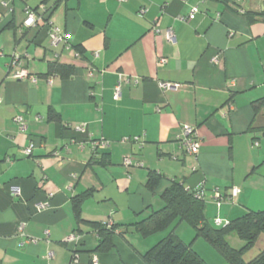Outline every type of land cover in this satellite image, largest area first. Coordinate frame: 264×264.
I'll use <instances>...</instances> for the list:
<instances>
[{"label": "crops", "instance_id": "0c3cea01", "mask_svg": "<svg viewBox=\"0 0 264 264\" xmlns=\"http://www.w3.org/2000/svg\"><path fill=\"white\" fill-rule=\"evenodd\" d=\"M53 27L68 39L54 42ZM15 52L30 77L11 76ZM262 97L264 0H0V264H145L171 234L211 264L185 221L144 233L136 223L173 181L202 195L213 225L263 209L264 116L252 106ZM184 125L200 138L195 156L179 143ZM87 138L110 146L94 153ZM99 224L112 230L104 249Z\"/></svg>", "mask_w": 264, "mask_h": 264}, {"label": "trees", "instance_id": "16d2710c", "mask_svg": "<svg viewBox=\"0 0 264 264\" xmlns=\"http://www.w3.org/2000/svg\"><path fill=\"white\" fill-rule=\"evenodd\" d=\"M61 65H50V72L62 73ZM255 114L264 116V97L252 103ZM264 134V125L256 127ZM159 181L156 171H149L146 186L153 190ZM199 193L185 189L173 181L162 194L164 206L159 211H153L147 218L136 223L142 232L156 230L167 226L172 220L178 219L188 223L195 232V236L202 237L213 246L228 262V264H264V246L254 256L246 259V255L264 238V208L247 211L239 217L230 220L225 225L216 226L206 218V203L199 198ZM79 197L74 198L76 209ZM98 232L101 242L99 249H104L112 230L99 224ZM235 234L243 244L239 248L232 247L227 239ZM106 244V245H105ZM145 264H207L189 244L182 242L173 234L161 239L144 255Z\"/></svg>", "mask_w": 264, "mask_h": 264}, {"label": "built area", "instance_id": "2783aa9c", "mask_svg": "<svg viewBox=\"0 0 264 264\" xmlns=\"http://www.w3.org/2000/svg\"><path fill=\"white\" fill-rule=\"evenodd\" d=\"M119 1H123V0H119ZM43 11V6L41 5L40 7ZM197 11V9L194 7L193 9H191L190 14L188 15V17L183 18L184 21L189 20L193 17L194 13ZM37 17H36V13H34V11H26V19L24 20V25L25 26H33L36 21H37ZM51 37L53 39L54 42H59L61 40L66 41L68 38L67 35L62 34L60 32V30L57 27H53L51 29ZM167 38L169 40L173 39V35L171 33L170 30L167 31ZM20 55L15 52L13 53L9 63H8V69L9 71H11V76L15 79H24V78H28L30 77L28 72L21 67L20 64V60H19ZM165 62V58H161L159 60V63L162 64ZM161 86L163 89H167V88H171V87H175V84H171V83H161ZM119 89H120V85L119 83H117L114 87V97L118 98L119 97ZM14 121L19 125V130L24 132L27 129V123L26 121L23 119V117L21 115H17L14 117ZM74 130L79 131V132H85V126L83 124L81 125H76L73 127ZM124 140H130L128 138H125ZM135 140H137V138H135ZM78 146L80 148H82L84 146V141H76ZM85 142H88L90 144V147L92 149V151L95 153L97 152V150L99 149H106L110 146V141L105 140V139H93V138H87ZM200 138L196 133V130L189 126V125H184L181 128V134L179 136V143L180 145L183 147V149L186 151V153L195 156L198 153L199 150V146H200ZM32 144L29 145L28 147L24 148L23 153L25 155H29L31 152V148H32ZM134 163H132L131 158L129 156H125L123 159V165L124 166H131ZM19 194V189L17 187H12L11 188V195H18ZM235 194V192H231V196H233ZM199 198H202L201 194L197 195ZM215 196V200H216V204L217 206H219L222 202L223 197H221V194L219 192H215L214 193ZM108 223V222H107ZM222 224H226V223H222L220 219L216 218L214 220V225L216 226H220ZM110 224L108 223V226ZM67 242H76L78 240V235L76 234H71L69 235L66 239ZM34 241V240H33ZM75 255V254H74ZM52 256L51 252H48L46 257L50 258ZM92 264H97L96 260L93 259L92 260Z\"/></svg>", "mask_w": 264, "mask_h": 264}, {"label": "rangeland", "instance_id": "374dc122", "mask_svg": "<svg viewBox=\"0 0 264 264\" xmlns=\"http://www.w3.org/2000/svg\"><path fill=\"white\" fill-rule=\"evenodd\" d=\"M227 239L230 245L235 248H239L243 244V242L235 234L229 235ZM207 244L210 246V248L208 249H210L211 255H213V257H210V261H209L211 264H228L227 260L213 246H211L209 243ZM263 246H264V238H262L261 240L257 242L255 247L251 249V251L246 255V259H249L250 257L254 256L257 252H259L263 248ZM205 250L206 249H204V252ZM206 251H209V250H206Z\"/></svg>", "mask_w": 264, "mask_h": 264}]
</instances>
